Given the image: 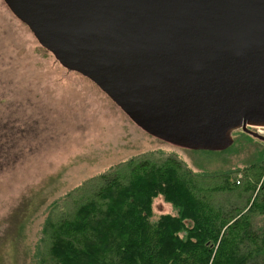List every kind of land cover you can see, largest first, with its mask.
Segmentation results:
<instances>
[{
    "label": "water",
    "instance_id": "water-1",
    "mask_svg": "<svg viewBox=\"0 0 264 264\" xmlns=\"http://www.w3.org/2000/svg\"><path fill=\"white\" fill-rule=\"evenodd\" d=\"M141 130L193 150L264 127V0H3Z\"/></svg>",
    "mask_w": 264,
    "mask_h": 264
},
{
    "label": "rangeland",
    "instance_id": "rangeland-1",
    "mask_svg": "<svg viewBox=\"0 0 264 264\" xmlns=\"http://www.w3.org/2000/svg\"><path fill=\"white\" fill-rule=\"evenodd\" d=\"M234 132L235 143L217 151L147 134L91 80L63 68L0 0V264H37L53 203L136 155L175 156L208 176L246 167L264 141ZM151 210L153 220L175 213L161 193Z\"/></svg>",
    "mask_w": 264,
    "mask_h": 264
},
{
    "label": "trees",
    "instance_id": "trees-1",
    "mask_svg": "<svg viewBox=\"0 0 264 264\" xmlns=\"http://www.w3.org/2000/svg\"><path fill=\"white\" fill-rule=\"evenodd\" d=\"M263 173L264 150L210 176L175 156L136 155L53 203L36 263L264 264ZM160 193L175 213L153 220Z\"/></svg>",
    "mask_w": 264,
    "mask_h": 264
},
{
    "label": "flooded vegetation",
    "instance_id": "flooded-vegetation-1",
    "mask_svg": "<svg viewBox=\"0 0 264 264\" xmlns=\"http://www.w3.org/2000/svg\"><path fill=\"white\" fill-rule=\"evenodd\" d=\"M252 131H256L257 133H259L260 131H259V129H258V127L257 128H250ZM240 133H244L245 135H248V136H251L252 138H256V137H253L252 135H250V134H248V133H246V132H244V131H242V130H238ZM257 139V138H256ZM259 140V139H258ZM261 141V140H260Z\"/></svg>",
    "mask_w": 264,
    "mask_h": 264
}]
</instances>
